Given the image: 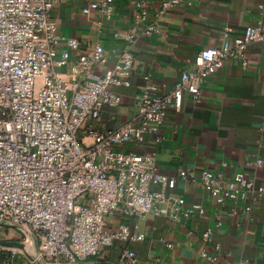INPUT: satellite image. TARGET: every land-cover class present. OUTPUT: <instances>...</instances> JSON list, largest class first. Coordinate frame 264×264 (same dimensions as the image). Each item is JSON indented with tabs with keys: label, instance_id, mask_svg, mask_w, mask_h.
Instances as JSON below:
<instances>
[{
	"label": "built area",
	"instance_id": "obj_1",
	"mask_svg": "<svg viewBox=\"0 0 264 264\" xmlns=\"http://www.w3.org/2000/svg\"><path fill=\"white\" fill-rule=\"evenodd\" d=\"M62 1L0 0V235L16 229L24 243H35L36 256L45 264H83L103 247L144 237L123 222L112 228L117 216L180 221L204 213L202 205L166 194L161 188H175L177 177L158 170L154 152L135 147L160 141L168 110H178L185 94L201 103L205 80L225 61L246 65L248 45L264 41V0L257 2L256 17L241 35L200 50L193 69L181 72L171 91L158 92L147 77L134 96L135 117L102 129L93 122L104 108L121 102L110 86L127 84L134 55L122 49L115 63L104 67L108 56L101 43L74 59L69 50L80 48L76 38H67V47L58 49L50 12ZM115 1L80 0V11L94 14L101 29L113 21ZM181 2L162 0L150 15L147 0H134L128 27L115 28L112 36L132 44L139 36L158 34L160 19ZM97 66L102 69L90 77ZM247 163L258 168L262 160ZM179 178L200 183L218 207L227 205L228 218L249 213L264 197V187L240 170L227 177L220 171L182 169ZM210 233L206 228L202 238ZM201 257L212 263L216 259L205 250ZM119 261L134 264V251L124 249Z\"/></svg>",
	"mask_w": 264,
	"mask_h": 264
},
{
	"label": "crops",
	"instance_id": "obj_2",
	"mask_svg": "<svg viewBox=\"0 0 264 264\" xmlns=\"http://www.w3.org/2000/svg\"><path fill=\"white\" fill-rule=\"evenodd\" d=\"M258 1L182 0L160 19V33L139 36L132 44L114 38L112 31L128 27L134 0H116L113 21L101 29L95 23L94 14L81 13L80 0H63L51 10L50 19L57 28L58 49L67 47V38L80 41V48L69 50L72 59L94 43H101L108 56L104 67L112 66L122 49L128 48L133 53L134 63L127 84L110 86L120 95L121 102L116 107L104 108L100 118L93 122L100 129L114 128L137 114L134 96L141 92L147 77L158 92L171 91L180 73L193 69V59L200 50L220 46L224 40L242 34L244 27L256 17ZM161 2L147 0L148 13L154 14ZM245 58L244 66L239 61H225L205 80L201 103H193L185 94L178 110L169 109L156 145L135 147L137 151L154 152L158 170L177 177L175 188H161L166 194L182 195L188 204L202 205L204 213L180 221L152 215L117 216L110 222L112 228L117 221L123 222L132 233L144 237L103 247L87 262L121 264L120 255L129 248L135 253L134 264H238L239 260H245L246 264H264V197L253 204L249 213L228 218L227 205L218 207L200 183L179 178L182 169L195 173L203 169L220 171L227 177L240 170L264 187V41L251 42ZM101 69L102 66H97L89 76L95 77ZM62 71L66 72V68ZM256 157L262 160L258 168L247 163ZM218 221L220 225L216 226ZM206 228L211 231L210 237L203 239ZM10 240L23 242L14 228L0 235V241ZM31 243L25 244L36 256V245ZM202 250L208 255L214 254L215 261L203 259ZM0 260L34 264L14 248H0Z\"/></svg>",
	"mask_w": 264,
	"mask_h": 264
},
{
	"label": "water",
	"instance_id": "obj_3",
	"mask_svg": "<svg viewBox=\"0 0 264 264\" xmlns=\"http://www.w3.org/2000/svg\"><path fill=\"white\" fill-rule=\"evenodd\" d=\"M14 248L18 249L21 252H23L25 255H27L33 262L34 264H45L41 260L38 259L37 256L33 255L29 249L28 245L21 242V241H16V240H10V241H0V248ZM83 264H111V263H106V262H87Z\"/></svg>",
	"mask_w": 264,
	"mask_h": 264
},
{
	"label": "rangeland",
	"instance_id": "obj_4",
	"mask_svg": "<svg viewBox=\"0 0 264 264\" xmlns=\"http://www.w3.org/2000/svg\"><path fill=\"white\" fill-rule=\"evenodd\" d=\"M31 243V242H30ZM32 244V243H31Z\"/></svg>",
	"mask_w": 264,
	"mask_h": 264
}]
</instances>
